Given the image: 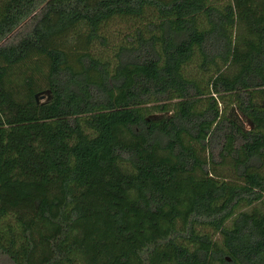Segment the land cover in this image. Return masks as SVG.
I'll return each mask as SVG.
<instances>
[{
  "label": "trees",
  "instance_id": "16d2710c",
  "mask_svg": "<svg viewBox=\"0 0 264 264\" xmlns=\"http://www.w3.org/2000/svg\"><path fill=\"white\" fill-rule=\"evenodd\" d=\"M0 225V264H259L264 0H0Z\"/></svg>",
  "mask_w": 264,
  "mask_h": 264
},
{
  "label": "rangeland",
  "instance_id": "374dc122",
  "mask_svg": "<svg viewBox=\"0 0 264 264\" xmlns=\"http://www.w3.org/2000/svg\"><path fill=\"white\" fill-rule=\"evenodd\" d=\"M115 38L111 37L110 41H109V46L107 47H101L100 45H97L95 47V50L100 52L105 58L106 57H110L112 58L113 56V47L116 45V38H121L122 35H118V32H115ZM118 35V36H117ZM39 67H36V70H38ZM193 71H195V65H193ZM28 78L33 79V76H25L23 73L21 74V82H20V87L21 89L24 88V91H29V87L30 84L32 83H28L29 81H27ZM34 81V79H33ZM28 86H27V85ZM47 90L41 91L44 93V97L41 96V92L38 93V99L39 101H45L48 94H50L49 92H46ZM166 108L168 110H175V101L173 102H168L166 104ZM165 110V109H164ZM140 111L142 114L144 115H149V114H154V113H160L163 111V108L160 104H150V105H146L140 108ZM247 123V122H246ZM248 125V124H247ZM68 144L71 147V145L76 144L79 141V137L75 134H68ZM73 162L69 159L68 156V169H72L73 166ZM231 165L229 163L226 164V167L220 168L219 169V174L224 175V176H230V172H231ZM122 168L124 170H126L125 174L128 177L133 176L134 174V170L131 167V165L129 163H123L122 164ZM128 181V188H127V196L130 199H134L136 201H140L141 200V196L138 195L137 191L133 188V185ZM250 210V209H247ZM236 217V216H234ZM232 225H235V220L232 219L231 220ZM94 224L92 226V228H95ZM199 229L202 230L205 228H201V226ZM1 230H5V228L3 226L0 225V235H1ZM2 236V235H1ZM99 239L98 235L96 236V238H90L89 236L86 235H82L78 232H76L74 234V238L72 239L70 245L71 248L73 249V253L71 252V254L69 255L67 260H63L57 264H88L89 262H91L92 260L95 259V257L97 256L99 249H100V245L99 242H97ZM126 260L128 261V264H130V258L129 256H125V262ZM169 262L171 263H175V264H189L181 259H175L172 258V254H171V250L170 248H165L164 250L159 251L158 253V259H157V264H168ZM109 263H113L111 262V260L109 261ZM259 264H264V257L260 258L258 261ZM127 264V263H126Z\"/></svg>",
  "mask_w": 264,
  "mask_h": 264
},
{
  "label": "water",
  "instance_id": "95a60500",
  "mask_svg": "<svg viewBox=\"0 0 264 264\" xmlns=\"http://www.w3.org/2000/svg\"><path fill=\"white\" fill-rule=\"evenodd\" d=\"M46 92H48V91H46ZM41 96L44 97V93L43 92H41ZM48 97H50V95H48ZM36 98H38V94H36Z\"/></svg>",
  "mask_w": 264,
  "mask_h": 264
}]
</instances>
